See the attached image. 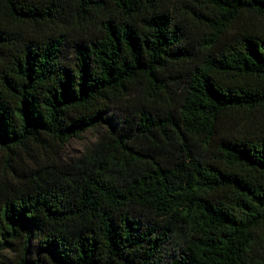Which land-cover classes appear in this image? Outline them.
Segmentation results:
<instances>
[{"label": "trees", "instance_id": "1", "mask_svg": "<svg viewBox=\"0 0 264 264\" xmlns=\"http://www.w3.org/2000/svg\"><path fill=\"white\" fill-rule=\"evenodd\" d=\"M0 150L13 264H264V0H0Z\"/></svg>", "mask_w": 264, "mask_h": 264}, {"label": "rangeland", "instance_id": "2", "mask_svg": "<svg viewBox=\"0 0 264 264\" xmlns=\"http://www.w3.org/2000/svg\"><path fill=\"white\" fill-rule=\"evenodd\" d=\"M112 119H115L117 114L112 110L110 112ZM99 129L89 128L81 133L79 138H73L66 141L61 150L63 158L80 154L85 147L89 146L97 137ZM3 157V152L0 150V162ZM1 167V166H0ZM12 255L8 252L1 253L0 264H13Z\"/></svg>", "mask_w": 264, "mask_h": 264}]
</instances>
